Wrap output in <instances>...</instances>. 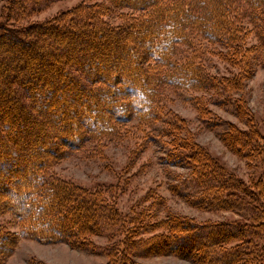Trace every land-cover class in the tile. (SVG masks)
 <instances>
[{"label": "trees", "instance_id": "1", "mask_svg": "<svg viewBox=\"0 0 264 264\" xmlns=\"http://www.w3.org/2000/svg\"><path fill=\"white\" fill-rule=\"evenodd\" d=\"M58 1L8 0L0 18V215L19 227H0V264L21 238L90 247L106 264L163 255L194 264H264V136L244 99L231 96L244 91L257 63L264 70V0H103L28 22ZM115 10L133 13L115 27L105 20ZM251 39L256 43L248 45ZM213 56L237 72L210 74ZM170 89L210 90L223 97L212 103L219 108L233 101L245 129L215 116L208 101L193 103L207 129L226 126L221 140L228 150L250 166L260 163L257 181L228 171L195 143L183 119L160 118ZM20 119L27 126H17ZM134 120L150 129L164 124L158 135L169 138L166 163L189 170L175 187L179 198L237 218L159 219L165 201L155 196L151 209L123 216L99 191L52 172L73 151ZM97 236L112 242L90 244Z\"/></svg>", "mask_w": 264, "mask_h": 264}, {"label": "rangeland", "instance_id": "2", "mask_svg": "<svg viewBox=\"0 0 264 264\" xmlns=\"http://www.w3.org/2000/svg\"><path fill=\"white\" fill-rule=\"evenodd\" d=\"M7 1L0 0V18ZM102 2L104 1L60 0L32 16L28 22H46L81 4L92 5ZM126 13L133 12L115 10L110 12L105 20L112 26H121L124 24ZM254 43H256L255 39L248 41V45ZM107 67L112 68L110 65L101 68ZM207 69L210 74L218 76H229L237 72L216 56L209 57ZM231 96L233 99L238 97L244 99L256 129L264 136V70L258 63L255 65L254 75L246 82L244 91ZM89 98L90 96L87 97ZM222 98L210 90L200 92L170 89L165 93V110L160 113V118L171 119L176 116L183 119L196 144L204 148L228 171L248 183L255 182L262 173L260 163L254 162L250 166L246 160L228 150L221 140V134L226 126L207 129L193 103L195 99L208 101L215 116L245 129V123L235 116L233 108L229 106L233 105V101L225 105L224 109L212 105L213 102L222 101L220 100ZM62 117L69 116L64 114ZM21 121L16 125L27 126L25 120ZM56 122L58 119H54L53 124ZM150 127L152 129L137 120L125 125L120 124L117 135L87 143L85 147L73 151L54 165L52 172L58 178L74 185L93 192L99 191L102 198L111 205L114 204L123 216H133L151 209L152 199L155 196L165 201V204L156 210L159 219L175 214L199 222L235 220L237 217L232 213L206 212L193 208L175 194L176 185L188 175L189 170L166 163L165 158L170 150L169 138L158 135V132L165 128L164 124L155 123ZM19 137L22 138V135ZM20 138H17L18 143L21 141ZM26 154L30 157L32 152L27 151ZM0 227L10 233H19V227L9 214L0 215ZM89 240L90 244L99 247H105L112 242L106 237L99 236L89 237ZM135 260L139 264H194L171 255ZM107 262L108 258L105 255L97 254L90 247L76 249L66 243L42 244L21 238L4 264H106Z\"/></svg>", "mask_w": 264, "mask_h": 264}]
</instances>
